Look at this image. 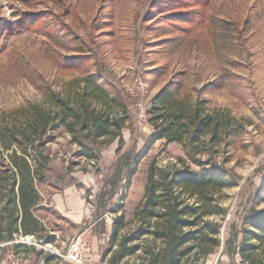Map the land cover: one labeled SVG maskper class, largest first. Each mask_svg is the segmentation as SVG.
Here are the masks:
<instances>
[{
	"label": "rangeland",
	"instance_id": "1",
	"mask_svg": "<svg viewBox=\"0 0 264 264\" xmlns=\"http://www.w3.org/2000/svg\"><path fill=\"white\" fill-rule=\"evenodd\" d=\"M155 1L0 0V127L15 123L16 111L46 106L50 95L64 93L90 74L122 104L125 118L119 152L117 139L86 143L94 159L82 155L64 128H51L43 144L50 163L44 180L36 183L41 201L34 214L45 230L38 236L53 235L54 242L15 234L12 241H0V264L10 255L21 264H71L64 256L78 238L87 250L84 264H107L109 255L102 256L114 210L121 205L126 229L134 228L150 163L160 169L178 165L179 159L188 163L178 143L149 144L154 131L147 112L166 87L204 102L207 110H227L243 125L210 158L233 176L235 185L218 195L226 211L220 247L204 262L239 264L242 233L255 231L246 223L264 212V0H184L191 19L178 31L158 20L162 7L171 6ZM139 102L144 111L134 106ZM6 155L0 148V173ZM54 194L80 204V224L54 210ZM0 228L5 230L4 222ZM26 237L35 241L24 242ZM141 262L137 254L120 264Z\"/></svg>",
	"mask_w": 264,
	"mask_h": 264
},
{
	"label": "trees",
	"instance_id": "2",
	"mask_svg": "<svg viewBox=\"0 0 264 264\" xmlns=\"http://www.w3.org/2000/svg\"><path fill=\"white\" fill-rule=\"evenodd\" d=\"M154 3L171 6L162 7L158 20L174 31L191 19L185 10L190 7L187 1ZM177 91L163 88L151 100L147 115L154 134L149 144L159 140L178 143L188 163L179 159L178 165L163 169L150 163L143 199L133 213L134 228L126 229L121 205L114 210L108 249L102 256L109 255L107 264H120L137 254L143 261L140 264H204L220 247V221L226 211L218 195L235 183L233 176L210 158L214 148L238 136L243 125L229 111L207 110L204 102L179 97ZM123 110L103 82L90 74L73 81L64 93L50 95L46 106L33 104L16 111L15 123L0 127V148L7 153L6 169L0 173V223H5V230L0 228V241H12L13 235L21 234L37 236L43 244L54 242L53 235L38 236L45 230L34 214L41 201L36 183L44 180L50 163L43 144L51 128H64L82 155L94 159L87 142L117 139L116 152L120 151ZM205 155L208 159L201 160ZM133 173L131 168L128 183ZM246 224L255 231L242 233L236 251L239 264H264V212H257Z\"/></svg>",
	"mask_w": 264,
	"mask_h": 264
},
{
	"label": "built area",
	"instance_id": "3",
	"mask_svg": "<svg viewBox=\"0 0 264 264\" xmlns=\"http://www.w3.org/2000/svg\"><path fill=\"white\" fill-rule=\"evenodd\" d=\"M138 90H141L142 83L137 82L135 86ZM137 107L140 111H144V106L142 103H135L134 105ZM88 164L90 166H93L95 164L94 161H89ZM32 240H34L33 237H30ZM35 241V240H34ZM86 247L84 242L78 238L75 240L68 248L67 253L64 256L65 261L71 264H84L85 260V254H86ZM2 264H21L18 259L14 258L13 255L8 256Z\"/></svg>",
	"mask_w": 264,
	"mask_h": 264
},
{
	"label": "crops",
	"instance_id": "4",
	"mask_svg": "<svg viewBox=\"0 0 264 264\" xmlns=\"http://www.w3.org/2000/svg\"><path fill=\"white\" fill-rule=\"evenodd\" d=\"M68 193H71L69 191ZM50 205L60 214H64L73 224H80L84 218L80 204L73 198L54 194L50 198Z\"/></svg>",
	"mask_w": 264,
	"mask_h": 264
},
{
	"label": "bare ground",
	"instance_id": "5",
	"mask_svg": "<svg viewBox=\"0 0 264 264\" xmlns=\"http://www.w3.org/2000/svg\"><path fill=\"white\" fill-rule=\"evenodd\" d=\"M23 241H24V242H29V243H30V242L33 241V240H32L30 237H26L25 239H23Z\"/></svg>",
	"mask_w": 264,
	"mask_h": 264
}]
</instances>
